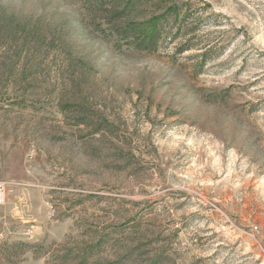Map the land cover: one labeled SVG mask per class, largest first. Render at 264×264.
<instances>
[{
  "label": "rangeland",
  "instance_id": "374dc122",
  "mask_svg": "<svg viewBox=\"0 0 264 264\" xmlns=\"http://www.w3.org/2000/svg\"><path fill=\"white\" fill-rule=\"evenodd\" d=\"M0 180V264H264V0H0Z\"/></svg>",
  "mask_w": 264,
  "mask_h": 264
},
{
  "label": "trees",
  "instance_id": "16d2710c",
  "mask_svg": "<svg viewBox=\"0 0 264 264\" xmlns=\"http://www.w3.org/2000/svg\"><path fill=\"white\" fill-rule=\"evenodd\" d=\"M122 13L112 14V19L114 20V19L118 18L120 16V14H122ZM157 34H158V32L156 30L155 33L151 36L150 43H153L154 42L155 37L157 36ZM104 241L105 240L100 241L97 244V246H94V247L92 246V247L86 248V249L82 250L80 253L78 252V255L76 257L78 259V261L75 264H90L89 262H90L91 257H93L95 253L100 252V250L102 249V246H103ZM21 245H24L25 246L26 244H21ZM21 245H14L10 249H13V252H14L15 250L19 249V247ZM2 250H4V248L3 247L1 248V244H0V254L2 253ZM4 251H6V250H4ZM11 252H12L11 250H9V251L7 250V254L9 255L7 258L9 260L11 258ZM132 253H133V250L132 249H124V254L121 253V255H119L113 261L112 264H121L123 262V258H126V259L130 258V256L132 255ZM68 256H69L68 253L63 256L64 261H66V262L68 261Z\"/></svg>",
  "mask_w": 264,
  "mask_h": 264
},
{
  "label": "built area",
  "instance_id": "2783aa9c",
  "mask_svg": "<svg viewBox=\"0 0 264 264\" xmlns=\"http://www.w3.org/2000/svg\"><path fill=\"white\" fill-rule=\"evenodd\" d=\"M7 190H8L7 182L0 180V204L4 203L6 199Z\"/></svg>",
  "mask_w": 264,
  "mask_h": 264
}]
</instances>
